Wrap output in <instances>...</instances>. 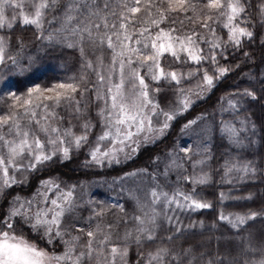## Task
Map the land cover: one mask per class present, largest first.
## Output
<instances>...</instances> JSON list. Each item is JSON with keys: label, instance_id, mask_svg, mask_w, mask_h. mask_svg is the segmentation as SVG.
Listing matches in <instances>:
<instances>
[{"label": "rangeland", "instance_id": "obj_1", "mask_svg": "<svg viewBox=\"0 0 264 264\" xmlns=\"http://www.w3.org/2000/svg\"><path fill=\"white\" fill-rule=\"evenodd\" d=\"M134 2L0 0V27L20 22L41 31L34 50L0 36V63L9 58L0 69V264H174L175 257L186 255L185 264H213L192 257L191 246L168 242L183 228L197 225L187 216L208 207L186 195L182 186L188 180L212 181V112L183 126L153 173L139 170L77 181L54 175L40 180L33 190L29 186L35 172L83 148L82 169H105L125 161L142 145L160 139L173 119L202 100L225 74V69L216 75L201 70L197 77V69L162 68L163 54L197 63L203 57L200 42L216 47L220 38L210 31L199 39L179 38L166 30L137 26L128 11ZM223 2L209 1L214 22L238 42L248 35L235 22L239 1L227 0L219 15ZM57 46L71 51L57 54ZM64 57L78 62V71L75 68L66 79L58 74V82L45 85V72L55 67L57 74ZM147 79L192 81L163 94ZM240 104L238 98L228 97L220 112L235 111ZM254 130L248 116L221 125L237 148L255 139ZM233 157L225 166V183L253 180V167ZM226 213L222 220L233 228L253 218ZM243 253L241 248L239 254Z\"/></svg>", "mask_w": 264, "mask_h": 264}, {"label": "trees", "instance_id": "obj_2", "mask_svg": "<svg viewBox=\"0 0 264 264\" xmlns=\"http://www.w3.org/2000/svg\"><path fill=\"white\" fill-rule=\"evenodd\" d=\"M209 1L212 0H135L134 9L128 10L131 11L137 26L144 25L156 30H166L175 37L199 39L207 31L219 36V46L216 47H211L206 41L200 42L203 57L197 63L187 58L177 59L167 53L163 54L160 60V65L164 69H197L199 70L197 77L202 74L201 70L216 75L218 70L225 69V74L214 84L209 93L177 115L160 139L142 145L125 161L105 169H82L81 163L85 157V148H83L76 156L35 172L30 177L29 186L33 190L40 180L54 175L77 181L121 177L139 170L153 173L159 169V159L171 150L183 126L199 115L212 112L213 130L209 149L212 181L201 184L188 180L184 181L182 186V191L186 195L208 207L194 210L187 216V221L195 222L197 225L193 228H183L177 234H173L168 242L188 248L191 246V252H194L192 257H197V261L208 259L213 264H245L246 262L253 264L257 261L264 263V74L262 73L264 0H238L241 11L235 22L248 31V35H244L238 42L231 41L228 31L222 28L219 22H214V11L211 10ZM223 1L219 9L217 11L215 9L220 13L219 15H222L226 8L227 0ZM219 18L220 16L218 20ZM0 36L14 44L34 50L39 44L41 31L33 24L17 22L13 26L0 27ZM56 49L50 50L57 54L71 51L59 46ZM59 62L61 69L57 74L54 73L55 67L45 72L48 74L45 85L58 82V74L66 79L75 68V71H78L79 64L75 60L72 62L64 57ZM8 63L9 58L0 63V69L6 67ZM39 66L38 62L37 70ZM14 78L19 79L16 76ZM43 80L41 78L39 84L42 85ZM147 80L151 87L159 89L161 93L184 88L192 81L187 79L177 84L164 80L159 82ZM231 96L241 101L239 108L235 111L220 112L224 100ZM243 116L253 120L255 130L252 134L255 139L250 138L248 145L237 148L221 132V125L223 121L236 120ZM233 156L241 160L240 162L247 161L253 167V180L238 184L225 183V166L230 157L234 159ZM186 162L189 167V161ZM15 190L16 188L13 191ZM175 210L178 214V209ZM226 212L253 216V218L233 228L222 220V215ZM182 214L184 215V211ZM223 239L225 241L221 243ZM156 241L150 240L147 244L152 245ZM241 248L245 250L243 255L239 254ZM188 258L189 255L182 259L175 257L174 264H185Z\"/></svg>", "mask_w": 264, "mask_h": 264}]
</instances>
